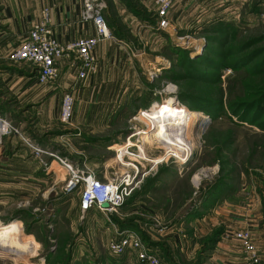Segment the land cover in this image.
I'll return each instance as SVG.
<instances>
[{"label":"rangeland","instance_id":"rangeland-1","mask_svg":"<svg viewBox=\"0 0 264 264\" xmlns=\"http://www.w3.org/2000/svg\"><path fill=\"white\" fill-rule=\"evenodd\" d=\"M138 1L141 2L125 0V3L136 9L134 12L139 15H134L154 28L153 0H144L150 11ZM119 2L97 0L104 16L108 12L112 20H120L115 21L117 28L121 26L120 9L124 6ZM188 5L189 0H184L175 6L186 9L184 22L177 27L173 19L175 7L172 9L173 26L166 29L169 33L162 32L166 38L160 47L144 48L160 62L159 70H154L160 74L152 84L158 100L140 111L131 106V100H126L119 107L115 103L109 113L106 110L90 126L93 132L79 134L58 124L55 131L42 130L38 135L33 131V123L30 124L35 121L30 106L20 107L13 96L0 89V95L3 94L0 110L12 121L25 119L20 128L26 135L31 138L35 135L39 145L54 146L100 175L104 170L111 173L107 163L137 132L155 139L163 130L180 132L191 149L181 162L167 154L168 150L145 144L147 159L164 154L158 164L141 160L130 149L138 158L133 161L122 158L121 162L138 171L135 178L138 182L130 198L108 217L95 210L82 217L78 194L60 192L61 182L53 191L23 192V197L14 203L0 195V234L10 231L17 243L9 253L0 255V264H128L126 258H134L133 254L116 257L108 251L107 242L117 236L116 230L136 233L147 245L156 246L167 264H200L208 257L223 229L199 238L200 248L194 260L187 259L184 253L176 254L179 263L162 249L164 234L179 223L182 232H189L190 221L201 218L213 202L222 198L217 192H238L239 187L244 192L243 175L249 183L255 174L264 176V0L232 2L229 18L212 23H197ZM200 5L195 8L206 12L205 3ZM139 29L152 30L145 26ZM154 76L149 74V78ZM153 110L159 117L148 116ZM171 115L179 123L175 124ZM10 136L5 140H15L18 149L27 148L17 136ZM54 167L56 172L49 174L60 180L63 171L56 163ZM111 168L126 169L122 164ZM196 175L200 178L197 181ZM50 185L48 182L46 188ZM216 215L223 219V212ZM243 216L235 209L228 217L235 220L244 219ZM159 227L165 232H159ZM213 237L217 239L214 243L210 242ZM260 264H264V259Z\"/></svg>","mask_w":264,"mask_h":264},{"label":"crops","instance_id":"crops-1","mask_svg":"<svg viewBox=\"0 0 264 264\" xmlns=\"http://www.w3.org/2000/svg\"><path fill=\"white\" fill-rule=\"evenodd\" d=\"M119 1L121 6L124 5L120 9V13L123 14L121 26L117 28L115 21L120 20L114 21V18L112 20L110 13L106 12L105 18L112 38L99 41L94 50L99 70L79 83L77 82L73 90V117L70 124L63 126L79 134L93 132L90 126H94V122L98 121L106 110L108 113L112 111L115 103L116 107H119L126 100H131L133 104L131 106L139 110L151 106L158 100V97H155L156 89L152 88V84L159 79L160 72L154 70H159L160 64L158 63L160 62L152 58L153 55L144 51V48L160 47L162 40L166 38V35H162V32H165L158 33L152 28V24L134 15L133 10L135 9L129 3H125V0ZM140 1L149 10V5H146L144 0ZM232 2L238 4L241 0H189V5L193 19L196 18L197 23L200 21L212 23L229 18L228 12L231 13ZM204 3L206 6L203 8L207 11L202 13L203 11L200 12L198 8ZM195 5L198 8H195ZM44 6L50 8V20L54 34L63 45H68L78 37L92 35L95 32L92 22L81 17L82 0H0V89H3L6 95L13 96L20 107L30 106L29 112L35 117V121L30 124L33 123L35 134L42 130L47 133L53 132L57 125H60L57 114L62 92L70 89L75 82V75L70 68L68 57L62 58L58 63L59 78L47 85L38 84L32 66L13 63L8 59L9 53L18 45L23 34L40 21L41 9ZM175 9L176 7L173 11L175 16L173 19L174 26L177 27L184 22L186 9L183 7ZM194 14L197 15L194 16ZM172 24L171 22L170 26H173ZM143 26L150 27L152 30L141 32L139 28ZM149 74L155 76L149 78ZM147 114L150 118H155ZM9 120L12 121V119ZM24 120H13L12 123L23 127ZM34 138H36L35 135ZM17 146L16 141L10 139L5 140L0 147V195L7 198L6 201H10L9 203H14L15 199L23 197V192L55 190L60 183L57 178L42 169L29 149L25 146V149H18ZM243 177L246 183L241 186V191L244 192H240V187L238 192H217V195L221 193L222 198L213 202L212 206L202 213L201 218L190 221L189 232L186 234L182 232V223L165 232L163 240L165 243L161 248L167 250L171 260L179 263L176 254L180 255V253H184L190 261L194 260V255L200 248L199 238L208 236L221 228L223 235L212 247L205 261H201L200 264H243L242 247L239 241L231 235L239 230L250 232L260 252L261 262L263 261L264 184L262 178L256 174L250 183L247 182L246 175ZM48 182L51 183L50 186L53 189L46 188ZM235 209L244 213V219H229V213ZM219 211L223 212L221 220L216 215ZM213 214L214 216L211 217ZM134 258L127 257L128 264H137Z\"/></svg>","mask_w":264,"mask_h":264},{"label":"built area","instance_id":"built-area-1","mask_svg":"<svg viewBox=\"0 0 264 264\" xmlns=\"http://www.w3.org/2000/svg\"><path fill=\"white\" fill-rule=\"evenodd\" d=\"M182 1L184 0H153L156 14L154 30L159 33L169 27L172 9ZM82 5L81 17L92 22L95 29L94 34L78 37L72 43L63 45L54 34L50 20V8L44 6L41 9L40 21L23 34L18 45L8 55L9 61L13 63L32 66L40 85L55 82L60 76L59 61L62 58H70L69 65L74 72L75 82L61 95L57 120L63 125L70 124L73 117V90L77 82L79 83L99 70L94 54L95 47L99 41L112 38L106 18L101 11L102 5L98 4L97 0H82ZM145 127L144 129H147V125ZM10 135L17 136L26 144L30 153L46 173H55L54 164H57L63 171L62 178L60 180L57 178L61 182L59 191L64 194H78V207L82 217L94 210L106 217L112 215L131 196L135 183L138 182L135 179L138 171L133 170L132 167L129 168L125 162L120 163L125 166V170L112 171L113 168L109 167L111 173L104 170L100 175L88 164L75 161L58 149L39 145L34 138L26 135L0 110V147L6 138L11 137ZM66 139L69 140V138ZM140 159L158 164L163 161V154L154 159ZM137 163H139L138 160ZM104 202L108 204L107 207L102 206ZM158 231L165 232L163 227H159ZM116 234V237L107 242L108 251L112 255L123 257L133 254L137 264H167L156 246L147 245L136 233L116 230ZM231 235L239 241L242 247L243 264H260V252L250 232L239 230Z\"/></svg>","mask_w":264,"mask_h":264},{"label":"bare ground","instance_id":"bare-ground-1","mask_svg":"<svg viewBox=\"0 0 264 264\" xmlns=\"http://www.w3.org/2000/svg\"><path fill=\"white\" fill-rule=\"evenodd\" d=\"M180 136V132H170L163 130L160 136L155 139L152 136L137 132L129 144H126L124 147L118 150L117 156L107 163V167L120 164L122 158H127L128 160L133 161L134 159L138 158L135 156V154H138L141 158H146L144 148L145 144L162 147L163 149L168 150L167 154L174 156L178 161L184 162L185 158L190 155L191 149L189 145H186L185 141H183ZM132 148L133 151H135V154L131 153L130 149ZM199 179L200 178L198 175H196L194 178L196 181ZM12 236L13 235L10 233V231L0 234V255L9 253L10 249H14L16 246L17 243L14 239H12Z\"/></svg>","mask_w":264,"mask_h":264},{"label":"trees","instance_id":"trees-1","mask_svg":"<svg viewBox=\"0 0 264 264\" xmlns=\"http://www.w3.org/2000/svg\"><path fill=\"white\" fill-rule=\"evenodd\" d=\"M134 11H136V9L135 10H133V12ZM134 13H136L137 15H139L137 12H134ZM193 109V108H192ZM193 110H196V109H193ZM149 115H153V116H155L154 115V110L153 111H151V114L149 113ZM157 116H155V118H156ZM171 117L174 119V123L175 124H177V122L179 123V119L178 118H176V117H174V116H172L171 115ZM187 122H189V121H187ZM191 122V121H190ZM42 145V144H41ZM247 173V172H246ZM257 176H258V174H256ZM258 177H261L262 178V180H263V184H264V176L262 175V176H258ZM130 198V197H129ZM128 198V199H129ZM127 199V200H128ZM263 222H264V199H263ZM218 232H216V234H217ZM214 239H210V242H215L217 239L215 238V237H213ZM216 239V240H215Z\"/></svg>","mask_w":264,"mask_h":264},{"label":"water","instance_id":"water-1","mask_svg":"<svg viewBox=\"0 0 264 264\" xmlns=\"http://www.w3.org/2000/svg\"><path fill=\"white\" fill-rule=\"evenodd\" d=\"M107 205H108V204H107L106 202H104V203L102 204L103 207H107Z\"/></svg>","mask_w":264,"mask_h":264}]
</instances>
